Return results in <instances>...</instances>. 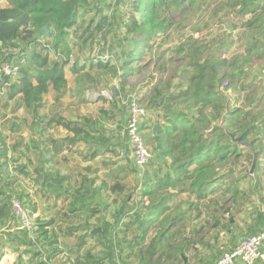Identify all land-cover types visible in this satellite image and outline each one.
<instances>
[{"label": "rangeland", "instance_id": "rangeland-1", "mask_svg": "<svg viewBox=\"0 0 264 264\" xmlns=\"http://www.w3.org/2000/svg\"><path fill=\"white\" fill-rule=\"evenodd\" d=\"M239 1L195 0L187 3L186 0H180L183 6L172 10L171 19L164 24L150 48L131 65L132 69H138L137 73L126 79L112 78L106 71L92 72L94 88L85 90L82 95L72 75L66 72L65 90L62 93L51 91L46 95L43 108L38 112V118L43 120L42 134L35 125V119L20 106L18 98L0 100V133L9 148L7 167L2 177L9 183L12 201H17L24 210L26 207L35 209L32 214L25 210L32 224V239L37 236V224L51 221L48 232L57 235L62 251L51 264H72L78 246L77 237L83 233L85 222L89 226L96 225V219L100 220L101 217L113 221L115 218L110 214L113 209L141 213L144 207H149L150 200L143 195L148 187L144 181L153 180L155 176L162 178L166 169L164 165L169 161L167 156L160 155L151 139L154 136L152 124L163 121L165 115L164 108L156 107L158 96H176L184 90L189 92V77L191 70H195L194 64L207 71L206 79H210L216 93L213 102L216 109H206L209 127L215 126L217 133H234L239 153L217 168L219 180L211 187L204 201L190 193L186 181L174 190L165 188L160 191V197L170 196L168 213L171 216L181 215V220L170 231L173 237L170 243L175 250L183 240L187 241V237L196 240L201 235H208L205 239L209 247H200L198 252L200 257L208 258L205 261L208 263L213 260L210 258L212 255L215 259L226 252V245L230 242L226 234L221 236L209 230L206 225L212 221L217 220L222 224H226L230 218L236 221V233L230 237H236L237 240L264 230V225H261L264 223V134L257 133V129L264 131V24L261 23L264 19V3L254 14L243 15ZM118 12L117 19L121 15L124 16L122 18L127 17L130 12L127 0L120 5ZM259 14L262 16L258 17ZM93 19L96 21L98 18ZM248 23L254 24L248 26ZM252 44L256 46L255 50H248ZM96 48L94 44L93 55L97 53ZM114 90L119 93L116 97L113 96ZM100 97L106 98L107 102L99 100ZM132 97L147 112L141 121L140 132L148 149L149 161L141 171L133 162L132 149L125 136L128 102ZM176 100L175 106L181 110L186 111L190 106L186 99L178 97ZM101 109L107 111L109 116L105 126L111 131L108 133L111 136L108 143L111 151H100L93 160L85 161L82 158L88 159L93 149L83 148V144L77 147L62 144L65 131L54 124L47 125L53 117L73 121L79 117L102 118ZM229 112H234L231 121L227 117ZM187 114H190L188 110ZM241 130L248 131L245 142L242 139L246 147L237 142V138H242ZM50 141L62 144L61 151L50 162H45L49 158L47 151L53 149ZM249 142L263 153L262 156L259 152L256 154L253 169V157L248 153ZM58 178H64L60 188L53 182ZM83 178L89 181L90 189L98 193L100 204L95 214L76 217L68 213L71 198L65 191L79 188ZM102 183L107 187L119 183L124 188L121 192L110 193L100 188ZM104 206L106 208L102 210ZM261 215V219L256 222V218ZM71 228H77L76 233L64 236ZM158 229L159 222L147 227L146 244ZM17 230L20 231V224L16 218L0 221V264H13L16 261L18 255L11 247L8 233L14 234ZM216 233L218 236L214 242ZM136 234V231L128 230L123 242L125 250L122 255L129 256L128 260L133 264H138L135 255L146 245L134 247ZM130 246L132 248L127 249ZM184 248L185 262L188 260L190 264H198L200 258L193 256L192 249L188 250L187 246ZM87 249L96 256L103 251V247L94 239L87 241L81 251ZM43 250L44 246L35 245L34 251L44 255ZM22 258L27 261L29 255L23 254ZM161 264L180 263L177 260H161Z\"/></svg>", "mask_w": 264, "mask_h": 264}, {"label": "trees", "instance_id": "trees-1", "mask_svg": "<svg viewBox=\"0 0 264 264\" xmlns=\"http://www.w3.org/2000/svg\"><path fill=\"white\" fill-rule=\"evenodd\" d=\"M127 1L130 12L126 18L121 15L117 19L118 9L124 0H117L114 4L109 0H0V100L12 101L18 98L20 106L35 119V125L42 134L43 120L38 118V112L43 108L46 95L51 91L62 93L65 90L66 72L72 75L76 88L82 95L85 90L94 88L95 79L90 74L92 72L106 71L112 78L119 80L137 73L138 69H132L131 65L150 48L164 24L171 19L172 10L184 3L180 0ZM194 1L186 0L187 3ZM263 3L264 0H241V13L254 14ZM94 17L98 19L95 21ZM261 23L264 24V19ZM253 24L248 23V26ZM249 41L253 42L252 39ZM94 44L97 46L95 55L92 54ZM254 48L256 46L253 44L248 46V50ZM3 64L15 67V74L4 75L1 71ZM193 68L195 70H191L189 77V92L184 90L176 96H158L156 107L164 108L165 115L163 121L152 124L154 136L151 139L157 145L156 150L160 155L167 156L169 161L164 165L166 169L162 178L155 176L153 180L144 181L148 187L143 195L148 196L149 207H144L141 213L113 209L110 212L115 218L113 221H106L101 217L100 220L96 219V225L89 226L85 222L83 233L77 237L78 246L72 264H133L128 260L129 256L122 255L126 232L136 231L138 234L134 236V247H141L146 244L147 227L155 222H159L158 232L135 255L137 263L161 264V260H177L180 264H190L188 260H184V247L192 249L195 242L202 239L192 240L187 237V241L183 240L174 250V245L170 243L173 238L170 231L181 220V215L171 216L168 213L170 196L160 197V191L165 188L174 190L181 182L186 181L190 193L195 194L196 199L204 201L211 187L219 180L217 168L224 166L232 156L239 153L234 133H217L215 126L209 127L206 109H216L213 104L216 93L210 79H206L207 71L203 67H195V64ZM117 94L119 95L118 91L114 90L113 96L116 97ZM178 97L186 99L190 105L186 111L175 106ZM99 100L107 102L104 97ZM187 110L190 114H187ZM100 114L102 118L79 117L75 121L53 117L47 125L54 124L65 131L62 144L68 143L71 147L83 144V148L93 149L88 159L82 157L89 161L100 151H111L108 147L111 131L105 126L109 116L103 109ZM227 117L231 121L234 112H229ZM257 133L261 135L264 131L257 129ZM247 134V130L240 132L244 142ZM50 143L53 149L47 151L49 158L45 162H50L61 151L62 144L53 141ZM248 144L250 156L253 157V153L258 152L261 154L262 151L254 148L252 142ZM8 152L5 138L0 133V221L16 218L12 212L13 193L9 183L2 177V172L7 167ZM79 155H82L81 152ZM192 166L193 169H190ZM63 181L64 178L53 180L58 188ZM90 188L89 181L83 178L79 188L65 191L71 198L68 203L69 214L79 217L97 212L96 208L100 204L98 193ZM100 188L116 193L121 192L124 187L119 183H114L111 187L102 183ZM105 208L106 206L102 210ZM25 210L31 214L35 211L34 207H26ZM224 212L228 215L226 209ZM262 216L255 221H259ZM218 222L215 220L214 224ZM49 225L51 221L37 224V236L33 239L21 229L14 234L8 233L11 247L18 255L13 264H51L57 258L62 251L57 235L49 234ZM226 225H231L229 219ZM76 231L77 228L68 229L64 236H72ZM93 239L103 247L99 256L94 255L90 249L81 251L86 242ZM36 244L44 246V255L34 251ZM23 254L29 255L27 261H23ZM203 263L204 260L198 261V264Z\"/></svg>", "mask_w": 264, "mask_h": 264}, {"label": "built area", "instance_id": "built-area-1", "mask_svg": "<svg viewBox=\"0 0 264 264\" xmlns=\"http://www.w3.org/2000/svg\"><path fill=\"white\" fill-rule=\"evenodd\" d=\"M114 4L117 0H109ZM1 71L4 75H14L16 68L9 64H3ZM147 116L145 107L140 105L135 97L128 102V119L125 126V136L132 149V157L135 166L141 171L149 161L148 149L140 132L141 121ZM12 211L20 224V229L31 233L32 224L29 215L18 204L12 201ZM264 246V230L242 237L226 252L222 253L215 261L207 264H255L261 257V249Z\"/></svg>", "mask_w": 264, "mask_h": 264}, {"label": "crops", "instance_id": "crops-1", "mask_svg": "<svg viewBox=\"0 0 264 264\" xmlns=\"http://www.w3.org/2000/svg\"><path fill=\"white\" fill-rule=\"evenodd\" d=\"M141 124H142V122H141ZM230 221H231V225H226V224H222V223H219V222H218V224H214L215 223L214 221H212L213 223H209V224L206 225L209 228V230L216 231L221 236H222V234H226L227 236H225V237H228L229 236L228 238H230V242H228L229 244L226 245V247L228 248V250L231 249L237 243V241H238L236 237H233V238L230 237L231 235L234 236L235 233H236V232H234V227L236 226L235 225L236 221H233V219H230ZM202 231H203V229H202ZM202 231H201V233H202ZM192 236H194L193 233H192ZM207 236L208 235L202 237V235H201L200 238L202 240H200L199 242H195V245L192 247L193 256H196V257L200 258V260H204V264H207V262H205V261L208 258L200 257V255L198 254V252L200 250L199 249L200 247L201 248L209 247V243H207V241H206L207 239H205V238H208ZM217 236H218V234L216 233L215 237L213 238V241L214 242H216ZM213 257H214V255H212L210 257L213 260H211L208 263H211V262L215 261L218 258V257H216L214 259ZM255 264H264V246L261 249V257H260V259Z\"/></svg>", "mask_w": 264, "mask_h": 264}, {"label": "water", "instance_id": "water-1", "mask_svg": "<svg viewBox=\"0 0 264 264\" xmlns=\"http://www.w3.org/2000/svg\"><path fill=\"white\" fill-rule=\"evenodd\" d=\"M237 142L243 144L246 147V144L242 143V138L241 137L237 138ZM256 156H257L256 153H253V165H252V169L254 168Z\"/></svg>", "mask_w": 264, "mask_h": 264}]
</instances>
